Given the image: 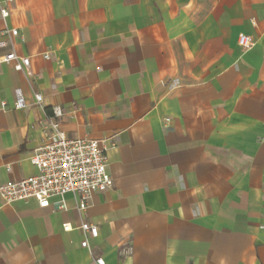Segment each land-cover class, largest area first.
<instances>
[{"label": "crops", "instance_id": "crops-1", "mask_svg": "<svg viewBox=\"0 0 264 264\" xmlns=\"http://www.w3.org/2000/svg\"><path fill=\"white\" fill-rule=\"evenodd\" d=\"M0 8V57L29 58L0 64V186L36 175L53 108L68 138L103 142L113 181L82 211L72 194L64 209L0 195V264H264V0Z\"/></svg>", "mask_w": 264, "mask_h": 264}, {"label": "built area", "instance_id": "built-area-1", "mask_svg": "<svg viewBox=\"0 0 264 264\" xmlns=\"http://www.w3.org/2000/svg\"><path fill=\"white\" fill-rule=\"evenodd\" d=\"M2 18L8 16L4 8H0ZM254 24V22H252ZM3 34L12 37L18 32L6 29ZM255 42L251 36L239 34L237 45L244 51L251 49ZM1 46L4 44L1 43ZM47 59V55H44ZM13 62L16 70L26 69L29 65L28 57H18L14 52H8L0 57V64ZM39 103L41 96H34ZM25 100L19 90L15 91V110L24 109ZM4 108V104H1ZM53 117L43 128L45 142L34 150L30 157L31 164L37 173L34 176L14 183L0 186V195L4 204L14 202H28L34 200L39 208H46L50 204L57 209H64L62 198L72 194L78 198V209L84 210L91 196L109 190L113 181L106 172L105 147L99 140L71 139L59 129L58 119L62 116L59 108H53ZM65 231L69 230L64 225ZM80 230L91 238L97 236L96 226L82 223ZM81 248H88L87 239L80 243ZM131 247L121 251V254H131ZM95 264H105L102 258H96Z\"/></svg>", "mask_w": 264, "mask_h": 264}]
</instances>
